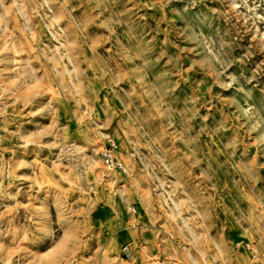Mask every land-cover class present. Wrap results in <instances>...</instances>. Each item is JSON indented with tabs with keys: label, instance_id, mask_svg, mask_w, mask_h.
Wrapping results in <instances>:
<instances>
[{
	"label": "rangeland",
	"instance_id": "1",
	"mask_svg": "<svg viewBox=\"0 0 264 264\" xmlns=\"http://www.w3.org/2000/svg\"><path fill=\"white\" fill-rule=\"evenodd\" d=\"M0 264H264V0H0Z\"/></svg>",
	"mask_w": 264,
	"mask_h": 264
},
{
	"label": "built area",
	"instance_id": "2",
	"mask_svg": "<svg viewBox=\"0 0 264 264\" xmlns=\"http://www.w3.org/2000/svg\"><path fill=\"white\" fill-rule=\"evenodd\" d=\"M116 152H117V144L114 141L109 142V144H107V146H105V148L102 150L101 160L103 161V164L107 170L102 172L98 176L101 182L108 179L109 171L111 170L123 171L124 170L125 166L123 162L117 156ZM133 210L135 211V208ZM236 246L238 247L240 245L237 244ZM128 248H129L128 245L124 246L125 250H128ZM238 248H241V246Z\"/></svg>",
	"mask_w": 264,
	"mask_h": 264
}]
</instances>
